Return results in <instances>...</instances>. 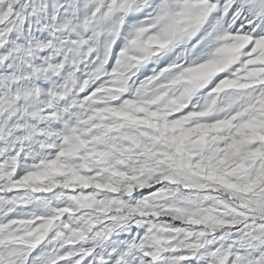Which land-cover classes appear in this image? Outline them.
<instances>
[{"label": "snow or ice", "instance_id": "snow-or-ice-1", "mask_svg": "<svg viewBox=\"0 0 264 264\" xmlns=\"http://www.w3.org/2000/svg\"><path fill=\"white\" fill-rule=\"evenodd\" d=\"M0 264H264V0H0Z\"/></svg>", "mask_w": 264, "mask_h": 264}]
</instances>
